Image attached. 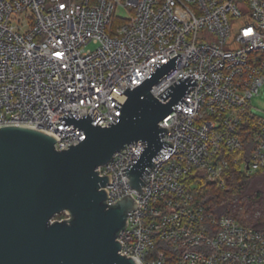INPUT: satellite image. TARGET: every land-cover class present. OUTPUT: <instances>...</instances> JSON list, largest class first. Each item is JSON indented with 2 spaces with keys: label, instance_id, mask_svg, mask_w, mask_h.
I'll return each mask as SVG.
<instances>
[{
  "label": "built area",
  "instance_id": "built-area-1",
  "mask_svg": "<svg viewBox=\"0 0 264 264\" xmlns=\"http://www.w3.org/2000/svg\"><path fill=\"white\" fill-rule=\"evenodd\" d=\"M177 52L152 94L182 76L198 84L183 97L188 107L159 122L172 147L153 157L144 190L122 172L144 149L139 140L96 167L109 176L106 204L127 194L137 205L119 253L138 264H264V208L251 221L216 214L189 184L195 175L223 188L237 170L264 168V117L251 110L264 83V0H0V127L30 125L67 149L85 133L59 116L109 126L125 88Z\"/></svg>",
  "mask_w": 264,
  "mask_h": 264
},
{
  "label": "water",
  "instance_id": "water-1",
  "mask_svg": "<svg viewBox=\"0 0 264 264\" xmlns=\"http://www.w3.org/2000/svg\"><path fill=\"white\" fill-rule=\"evenodd\" d=\"M178 55L156 62L136 86L125 88L126 99L114 104L120 111L112 113L109 126L93 124L87 113L59 116L65 127L85 133L67 149L56 150L54 135L30 125L0 127V264H138L119 253L116 239L137 205L127 194L106 204L108 194L101 188L109 176H99L96 167L139 140L144 149L122 172L131 187L144 190L153 157L172 147L161 139L168 129L159 122L175 105L188 107L183 97L198 84L197 78L182 76L152 94V86L176 65ZM60 213L70 219L51 221Z\"/></svg>",
  "mask_w": 264,
  "mask_h": 264
},
{
  "label": "trees",
  "instance_id": "trees-1",
  "mask_svg": "<svg viewBox=\"0 0 264 264\" xmlns=\"http://www.w3.org/2000/svg\"><path fill=\"white\" fill-rule=\"evenodd\" d=\"M246 144L249 148L252 146L250 140ZM189 184L197 201L216 214L239 217L240 208H244L251 221L256 210L264 207V168L252 174L237 170L223 188L195 175L191 176Z\"/></svg>",
  "mask_w": 264,
  "mask_h": 264
},
{
  "label": "rangeland",
  "instance_id": "rangeland-1",
  "mask_svg": "<svg viewBox=\"0 0 264 264\" xmlns=\"http://www.w3.org/2000/svg\"><path fill=\"white\" fill-rule=\"evenodd\" d=\"M115 14L117 17L119 18H127L130 15V12L128 11V9L121 7V6H117L116 10H115ZM251 110L253 113L264 117V83L263 85L259 88V93L258 95H255L252 99H251ZM264 207H261L258 210L263 209ZM240 216L239 218L241 219H245L246 217H248L247 213H246V209L244 210V208L241 210L240 212ZM247 215V216H246ZM64 214H59V215H55L53 217V220H57L59 217H63Z\"/></svg>",
  "mask_w": 264,
  "mask_h": 264
}]
</instances>
